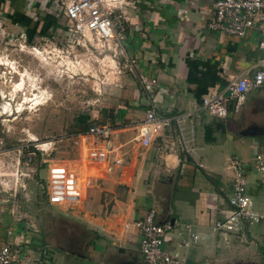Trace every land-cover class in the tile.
Segmentation results:
<instances>
[{
    "label": "crops",
    "instance_id": "obj_1",
    "mask_svg": "<svg viewBox=\"0 0 264 264\" xmlns=\"http://www.w3.org/2000/svg\"><path fill=\"white\" fill-rule=\"evenodd\" d=\"M213 1L133 0V6L125 8L126 62L119 59V87L111 92L115 97L108 96L102 124L88 123L109 126L120 148L129 144L125 160L107 172L102 165H92L98 188L74 207V218H55L65 223L61 228L34 231L29 219L17 218L12 210L0 212V246L9 245L19 256L11 264H142L115 242L136 233L130 223L151 207L156 222L172 220L174 231L183 228L185 233L187 227L198 236L186 264H224L221 251L253 242L245 225L241 242L212 227L230 211L229 158L235 156L246 165L242 149L249 147L253 157L264 147V86L246 91L238 111L229 110L224 118L191 111L193 99L218 92L260 65L255 30L237 37L207 27ZM59 6L60 0H0L2 28L30 44L44 37L42 33L63 41ZM146 109L172 119L139 158L134 136ZM177 115L182 116L178 125L173 119ZM245 177L247 193L256 195L257 175L247 170ZM104 190L102 203L98 194ZM35 224L40 226L37 219ZM176 238L169 232L166 245Z\"/></svg>",
    "mask_w": 264,
    "mask_h": 264
},
{
    "label": "built area",
    "instance_id": "obj_2",
    "mask_svg": "<svg viewBox=\"0 0 264 264\" xmlns=\"http://www.w3.org/2000/svg\"><path fill=\"white\" fill-rule=\"evenodd\" d=\"M133 4V0H60L62 36L71 55L101 64L105 72H120L119 59L123 58V63L126 62L123 47L124 23L127 19L125 8ZM212 8V17L206 23L207 27L237 37L255 30L256 47L261 59L260 65L250 74H239L218 92L192 100L191 111L202 110L210 116L224 118L229 110L238 111L246 91L264 86V0H214ZM74 48L82 51L72 54ZM31 49L34 50L35 46H31ZM40 51H44V48L41 47ZM56 52L61 51L56 49ZM98 55L102 57L97 58ZM189 114L190 111L184 116ZM171 119L156 114L153 109L144 111L134 136L139 147L136 152L139 158L150 145L152 137L169 126ZM173 119L178 125L182 116L177 115ZM111 131L107 125L91 123L73 134L77 149L75 159L44 160V192L48 205L64 209L79 206L83 196L97 186V176L92 173V165H102L107 172L123 164L124 152L113 142ZM246 167L237 157L229 158L230 211L223 219L215 221L212 227L222 234L236 235L239 241H245L242 235L245 224L264 220L263 214L250 209L251 197L246 191L245 177L247 170L251 169L260 184L264 185V147L253 154L251 167ZM154 215V208H149L142 218L130 223L136 233L129 232L126 235L128 242L136 244L142 264H186L187 252L197 242L198 236L187 227L184 228L185 233L181 232L183 228L174 231L172 224L158 223ZM169 232L177 236L170 246L166 245ZM18 258V253L9 245L0 246V264H11Z\"/></svg>",
    "mask_w": 264,
    "mask_h": 264
},
{
    "label": "rangeland",
    "instance_id": "obj_3",
    "mask_svg": "<svg viewBox=\"0 0 264 264\" xmlns=\"http://www.w3.org/2000/svg\"><path fill=\"white\" fill-rule=\"evenodd\" d=\"M1 24L0 20V212L12 210L17 218L29 219L34 231L42 226L61 228L65 223L55 218L72 219L75 209L46 203L44 160L77 157L73 134L83 130L89 122L102 124L104 106L108 104L109 95L116 96L111 92L119 87L116 77L121 73L105 72L101 64L82 56L73 57L64 40L42 33L44 37L30 44L15 31L3 29ZM41 47L44 51H40ZM81 51L74 48L72 54ZM25 97L32 100L25 102ZM7 110H11L10 113ZM129 147L123 144L121 149L126 153ZM241 155L250 168L252 150L244 147ZM221 158L219 156L216 162L218 167L222 165ZM201 161L206 163L207 159L203 157ZM97 183L91 193L98 188ZM91 193L83 196L81 204ZM104 194L105 190L98 194L100 202ZM251 198L250 209L264 215V185L260 184L258 193ZM36 219L40 222L38 227ZM245 226L253 242L221 251L224 264H264V220ZM126 235L115 243H122L125 252L131 253L139 263L137 246L128 242Z\"/></svg>",
    "mask_w": 264,
    "mask_h": 264
},
{
    "label": "bare ground",
    "instance_id": "obj_4",
    "mask_svg": "<svg viewBox=\"0 0 264 264\" xmlns=\"http://www.w3.org/2000/svg\"><path fill=\"white\" fill-rule=\"evenodd\" d=\"M27 100H29V99L25 97V100L24 101L26 102Z\"/></svg>",
    "mask_w": 264,
    "mask_h": 264
},
{
    "label": "water",
    "instance_id": "obj_5",
    "mask_svg": "<svg viewBox=\"0 0 264 264\" xmlns=\"http://www.w3.org/2000/svg\"><path fill=\"white\" fill-rule=\"evenodd\" d=\"M172 222V220H170V223ZM172 224V223H171Z\"/></svg>",
    "mask_w": 264,
    "mask_h": 264
},
{
    "label": "trees",
    "instance_id": "obj_6",
    "mask_svg": "<svg viewBox=\"0 0 264 264\" xmlns=\"http://www.w3.org/2000/svg\"><path fill=\"white\" fill-rule=\"evenodd\" d=\"M85 127H86V126H85ZM85 127H84V128H85ZM84 128H83V129H84Z\"/></svg>",
    "mask_w": 264,
    "mask_h": 264
}]
</instances>
